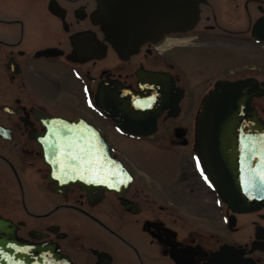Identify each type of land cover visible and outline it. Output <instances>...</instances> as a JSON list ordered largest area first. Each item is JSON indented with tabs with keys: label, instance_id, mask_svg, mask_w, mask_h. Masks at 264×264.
Masks as SVG:
<instances>
[{
	"label": "flooded vegetation",
	"instance_id": "obj_1",
	"mask_svg": "<svg viewBox=\"0 0 264 264\" xmlns=\"http://www.w3.org/2000/svg\"><path fill=\"white\" fill-rule=\"evenodd\" d=\"M96 6L0 0V264L44 262L17 257L16 240L1 231L52 245L67 264H211L226 254L264 264V207H228L208 157L199 159L195 132L217 82L254 83L263 95L250 104L264 121V0H198L189 27L162 32L125 57L100 30ZM146 72L158 80L146 81ZM106 80L156 88L166 107L152 132L125 133L97 108ZM50 119L99 130L131 177L127 187L86 190L51 179L41 145Z\"/></svg>",
	"mask_w": 264,
	"mask_h": 264
},
{
	"label": "water",
	"instance_id": "obj_2",
	"mask_svg": "<svg viewBox=\"0 0 264 264\" xmlns=\"http://www.w3.org/2000/svg\"><path fill=\"white\" fill-rule=\"evenodd\" d=\"M95 1L96 22L119 57L133 53L141 43L162 32L189 27L195 19L198 2ZM143 76L152 84L158 80L155 73L146 72ZM139 90L106 80L98 85L95 105L125 133L152 132L166 105L160 101L155 87H139ZM262 95L249 80L217 82L203 98L195 121L199 159L204 163L208 157L216 190L224 193V202L237 212H253L264 207V121L250 104L253 97ZM41 145L51 179L63 181L66 186L89 190L92 185V190L101 187L120 191L130 182V175L111 155L100 131L84 120L50 119ZM220 160H224L222 165ZM222 170L224 181L220 180ZM1 234L16 240L17 257H42V264H67L52 245L25 244L13 232L1 231ZM221 257L214 256L211 264H249L233 259L234 255ZM31 264L41 263L34 260Z\"/></svg>",
	"mask_w": 264,
	"mask_h": 264
}]
</instances>
